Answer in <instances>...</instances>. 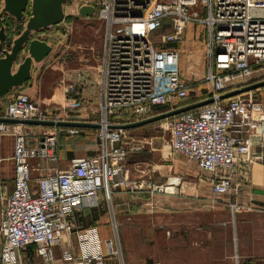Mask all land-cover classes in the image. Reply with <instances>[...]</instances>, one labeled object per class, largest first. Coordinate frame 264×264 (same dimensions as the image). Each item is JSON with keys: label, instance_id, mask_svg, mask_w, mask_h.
<instances>
[{"label": "built area", "instance_id": "1", "mask_svg": "<svg viewBox=\"0 0 264 264\" xmlns=\"http://www.w3.org/2000/svg\"><path fill=\"white\" fill-rule=\"evenodd\" d=\"M75 3L78 10L93 5L94 16L103 24L99 117L80 116L85 103L78 82L62 78L64 93L57 102L65 116L50 113L29 93L16 89L0 118L97 122L99 151L74 156L66 166L60 156V137L63 133L78 135L84 127L0 119V141L11 136L14 142L13 189L3 193L0 218V264H26L23 251L32 244L47 264H109L112 258L118 259L115 264H129L120 248L106 249L112 241L104 239L97 226L81 227L76 216L83 207L99 206L103 196L111 198L119 188L153 194L173 190V181L179 177L169 169L164 182L131 175L126 165L130 151L143 144L125 142L128 129L116 127L163 113L155 106H166L167 112L212 99L152 124L169 134V140L159 147L163 166L171 169L178 157L196 163L200 180L208 183L215 195L232 197L233 212L239 207L237 197L252 184L253 165L264 163V102L253 90L225 96L250 85L255 71L264 68V15L253 12L264 8V0ZM4 4L5 0H0V8ZM166 23L170 31L154 41L152 36ZM189 24L207 28L205 79L211 88L206 96L185 102L192 84L182 75L180 48L166 43L181 42ZM65 240L70 247L58 255L57 248Z\"/></svg>", "mask_w": 264, "mask_h": 264}, {"label": "crops", "instance_id": "2", "mask_svg": "<svg viewBox=\"0 0 264 264\" xmlns=\"http://www.w3.org/2000/svg\"><path fill=\"white\" fill-rule=\"evenodd\" d=\"M263 9L255 8L253 12L256 15H264ZM64 10L65 18L62 22L32 31L34 37L44 39L52 46L51 51L42 61L34 62L32 75L23 86L14 88L0 99V116L16 89L29 93L50 113L65 116V111L58 109L57 102L64 93L62 78L78 82L85 103L80 111L82 118H90V114L98 108L100 84L98 67L102 48L98 57L96 51L98 41L93 29L89 28L86 35L82 36L86 38L85 41L78 42L75 41L78 38L74 31L78 22L89 24L96 17L82 16L75 0H69L64 5ZM7 19L15 21L12 27L14 33L11 35L18 36L24 29L23 23L16 21L9 14ZM62 58H66L64 64H60ZM257 95L264 102V87L260 88ZM149 125L152 124L139 127ZM139 127L131 129L136 130ZM63 135L67 134L63 133L61 136ZM138 141L143 147L131 150L126 163L131 169V175L153 178L158 182L166 181L168 179L166 168L163 165H160V168L153 167L159 165L157 160L160 140L142 137L136 140ZM61 146L60 156L66 166L72 157L78 156L77 152L80 149H86L87 155L99 151L97 139H91L88 135H83V139L79 140H63ZM13 151V138L5 136L0 141V177L3 184H0V218L4 206L3 193L5 191L9 193L13 189ZM174 167V175L179 177V180L171 192L153 194L147 190H139L132 193L126 188H119L114 191L107 211L98 209L100 205L83 207L77 213V223L81 227H83L81 223H85L86 227L97 226L102 237L112 241L107 244L106 249L121 247L123 258L129 264H144L147 261L150 255L146 240L149 234L146 233L155 227L157 229L155 232H158L156 239L167 240L171 237V244L176 243L177 246L172 250L174 257L164 258L163 264H237V261L239 264H264V163L257 162L253 165L252 184L237 197L239 207L234 212L230 206L232 197L215 195L210 185L200 180V170L196 163L178 157ZM104 198L106 197L103 196L102 204ZM153 215L156 224L150 222ZM107 228L111 233L115 230V236L108 233ZM66 241L59 244L58 255L70 247ZM23 253L25 262L29 264H33L29 262L32 259H43L34 244L27 246ZM155 253L163 258L162 251L158 250ZM117 262V258L108 261L109 264Z\"/></svg>", "mask_w": 264, "mask_h": 264}, {"label": "water", "instance_id": "3", "mask_svg": "<svg viewBox=\"0 0 264 264\" xmlns=\"http://www.w3.org/2000/svg\"><path fill=\"white\" fill-rule=\"evenodd\" d=\"M69 0H5L3 9L0 12V99L16 87H21L32 75L34 62L42 61L51 51L52 46L44 39L33 36L35 30L60 23L65 18L64 5ZM82 16H93L95 7L85 4L79 8ZM11 15L16 21L24 24V29L18 36H12L11 45L5 47L14 33L11 26L4 22L7 15ZM15 22V21H13ZM13 35V34H12ZM264 86V80L250 84L244 88L237 89L225 94L226 97L239 94L243 91L253 90ZM212 99H205L194 102L176 109L169 110L142 120L118 124L116 127L124 129L136 128L148 123H153L168 116L176 115L183 111L200 107L211 102ZM8 122L46 125H76L99 127V123L82 121H55V120H30L0 118Z\"/></svg>", "mask_w": 264, "mask_h": 264}, {"label": "rangeland", "instance_id": "4", "mask_svg": "<svg viewBox=\"0 0 264 264\" xmlns=\"http://www.w3.org/2000/svg\"><path fill=\"white\" fill-rule=\"evenodd\" d=\"M89 28H91V30L93 29L94 36L97 38L98 50H96V51H97V55L99 57V55L101 53L102 42H103V24L98 19L95 18L89 24L82 22V21L78 22L77 26L74 28L75 34L77 33L78 39L75 40L76 39L75 38L74 40L77 42H78V40L79 41H85L84 39H86V38H83L82 36L86 35V32L89 30ZM170 29H171L170 26L166 23L162 29H160L158 32H156L152 36L153 40L159 41L161 39L162 35L169 32ZM73 32L71 34H73ZM207 35H208L207 28L205 26H203L202 24H194V25L189 24L184 35H183V40L181 42H179L178 47L180 48L181 54H182L181 64H180L182 75L184 77H186L192 84L190 96L186 99L187 101L192 100V98H195L197 96H201V97L206 96L209 93V89L211 88V84L209 82H207L205 79V74H206V71L208 68V59L206 56ZM261 80H264V68L255 71L254 76L251 80V84L259 82ZM262 87H264V86L255 88L252 91V93L258 98H259V96L257 95V93L259 92L260 88H262ZM34 101H35V99H34ZM98 117H99V111L97 108V109H95L94 112H92L90 114V118L91 119H97ZM83 135L84 136L88 135L91 137V139L96 138V129H86L85 128L84 131H82L79 135H73V136H68V134L63 135L60 138L61 139L60 140L61 145H62L63 140L64 141L65 140H71V139L79 140V139H83ZM142 137H154L155 140H160V142H162L164 140L165 141L169 140V134L164 132V130H162L161 128H159L157 126L155 127L153 124L149 125V126L139 127L136 130L131 129V130L126 131V135H125L124 140L126 142H128L129 144H131L132 142H136L137 139H140ZM80 142H83V141H80ZM61 145H60V147H62ZM84 145H83V147H85ZM158 152H159V160H157V162H159V165H163L162 163H165V161L161 155V151L158 150ZM77 153H78V155H85L86 149H84V148L80 149ZM174 164H173L171 169H170V167H167V166H164V167L166 168V170L169 169V172L171 174H174V168H175ZM187 164H188V162H187ZM153 180L155 182H158L155 179H153ZM164 181H161V182H164ZM173 182L177 183L178 180L174 179ZM112 197H113V194H112ZM111 200H112L111 198H104L103 204L101 203L100 207H98V209L107 211L108 204H111ZM107 217H108V215H107ZM155 221L156 220H154V215H153V218L150 219V222H152V224H156ZM81 225L83 227H86L85 223H81ZM153 227H155V226H153ZM195 229H196V227H194V230ZM156 230L157 229L155 227L153 230H151V232L146 233V234H149L146 236V240H147L148 252H149L150 256L146 259L147 261L144 262V264H155L157 262H159L160 264H163L164 258L172 259L174 257L172 255V250H174V248L177 247L176 243L171 244V242H170L171 237H168L167 240H164L163 238L156 239V234H158V232H155ZM107 231H108V233H111L108 230V228H107ZM165 234L168 235V232H166ZM171 234H172V231H171ZM111 235L115 236V230H113ZM71 237H72L73 241L77 242L76 234L72 233ZM117 237L119 238L118 234H117ZM158 250L162 251L163 258L160 257L161 255H156L155 252ZM177 257H178V255H177ZM177 260H181V259L177 258ZM29 262H33V264H46L45 261L43 259H40V258H35V260L32 259Z\"/></svg>", "mask_w": 264, "mask_h": 264}, {"label": "trees", "instance_id": "5", "mask_svg": "<svg viewBox=\"0 0 264 264\" xmlns=\"http://www.w3.org/2000/svg\"><path fill=\"white\" fill-rule=\"evenodd\" d=\"M4 22L6 24H9L11 26V28L14 26V22L11 21L10 19L5 18L4 19ZM11 40H12V35H11V39L8 41V44L11 43ZM166 46H168V47H178L179 46V42H168V43H166ZM202 97H204V96H202ZM202 97L201 96H197L198 99L199 98H202ZM155 110L158 113H160V112L166 111L167 109H166V106H160V105H158V106H155ZM26 264H29V263H26Z\"/></svg>", "mask_w": 264, "mask_h": 264}, {"label": "bare ground", "instance_id": "6", "mask_svg": "<svg viewBox=\"0 0 264 264\" xmlns=\"http://www.w3.org/2000/svg\"><path fill=\"white\" fill-rule=\"evenodd\" d=\"M173 188H174V187H173ZM173 188H172V189H173Z\"/></svg>", "mask_w": 264, "mask_h": 264}]
</instances>
